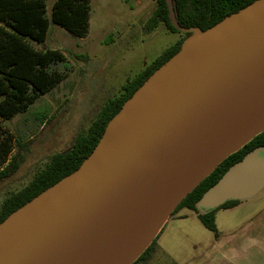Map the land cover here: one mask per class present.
I'll list each match as a JSON object with an SVG mask.
<instances>
[{
    "label": "water",
    "instance_id": "water-1",
    "mask_svg": "<svg viewBox=\"0 0 264 264\" xmlns=\"http://www.w3.org/2000/svg\"><path fill=\"white\" fill-rule=\"evenodd\" d=\"M134 92L91 154L0 224V264H132L176 206L264 130V0L200 31ZM264 188V148L199 199L213 210Z\"/></svg>",
    "mask_w": 264,
    "mask_h": 264
},
{
    "label": "trees",
    "instance_id": "trees-1",
    "mask_svg": "<svg viewBox=\"0 0 264 264\" xmlns=\"http://www.w3.org/2000/svg\"><path fill=\"white\" fill-rule=\"evenodd\" d=\"M254 1L256 0H172V5L177 22L182 27L206 31ZM155 4V10L144 26L146 33L163 24L170 33H177L182 37L166 48L140 73L128 79L121 86L119 94L106 101L89 127L76 136L69 150L53 154L24 188L3 201L0 208V224L41 192L73 173L94 150L107 124L122 105L150 75L174 56L180 50L183 41L192 35L181 33L171 25L165 0H155ZM89 11V0H55L48 18L46 0H0L1 119L8 120L26 112L41 95L64 78L63 73L51 70L53 65L65 60L64 54L55 49H37L32 43L43 44L50 25H57L75 37H85L88 31ZM256 148H264V130L222 161L176 206L170 216L180 209H188L197 216L206 230L218 238L215 213L221 209L235 207L240 200L226 201L213 210L197 209L196 204L231 166ZM19 163V156H12L0 171V180L14 174ZM157 236L132 264L146 263L151 259L156 250Z\"/></svg>",
    "mask_w": 264,
    "mask_h": 264
},
{
    "label": "rangeland",
    "instance_id": "rangeland-1",
    "mask_svg": "<svg viewBox=\"0 0 264 264\" xmlns=\"http://www.w3.org/2000/svg\"><path fill=\"white\" fill-rule=\"evenodd\" d=\"M54 1L46 0L48 18ZM89 6L85 37H75L50 25L45 42L32 43L37 49H55L64 54L65 60L51 67L64 78L26 112L8 120L0 118V171L12 156L20 159L16 172L0 180V208L9 195L32 180L53 154L72 147L76 136L89 127L128 79L182 37L170 33L163 24L146 33L144 26L155 10V0H89ZM194 256L202 255L196 251ZM140 264L163 261L157 257Z\"/></svg>",
    "mask_w": 264,
    "mask_h": 264
},
{
    "label": "crops",
    "instance_id": "crops-1",
    "mask_svg": "<svg viewBox=\"0 0 264 264\" xmlns=\"http://www.w3.org/2000/svg\"><path fill=\"white\" fill-rule=\"evenodd\" d=\"M261 192L215 213L218 238L205 231L193 212L178 210L159 231L151 259L159 257L163 264H264ZM196 251L202 256L196 258Z\"/></svg>",
    "mask_w": 264,
    "mask_h": 264
}]
</instances>
